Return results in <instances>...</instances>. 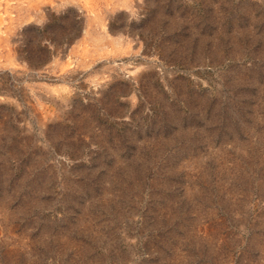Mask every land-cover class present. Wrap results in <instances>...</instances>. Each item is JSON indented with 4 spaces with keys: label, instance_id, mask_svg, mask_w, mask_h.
<instances>
[{
    "label": "rangeland",
    "instance_id": "374dc122",
    "mask_svg": "<svg viewBox=\"0 0 264 264\" xmlns=\"http://www.w3.org/2000/svg\"><path fill=\"white\" fill-rule=\"evenodd\" d=\"M0 264H264V0H0Z\"/></svg>",
    "mask_w": 264,
    "mask_h": 264
}]
</instances>
